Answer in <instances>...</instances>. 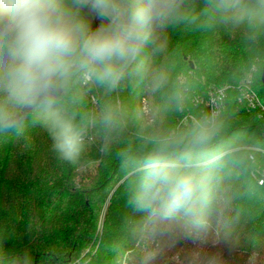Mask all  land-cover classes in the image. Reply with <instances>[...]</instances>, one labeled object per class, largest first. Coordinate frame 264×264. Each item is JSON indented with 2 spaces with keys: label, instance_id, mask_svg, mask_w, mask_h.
I'll return each mask as SVG.
<instances>
[{
  "label": "clouds",
  "instance_id": "9594fccd",
  "mask_svg": "<svg viewBox=\"0 0 264 264\" xmlns=\"http://www.w3.org/2000/svg\"><path fill=\"white\" fill-rule=\"evenodd\" d=\"M180 24L225 26L241 32L248 49L264 53V0H0V137L38 125L56 156L74 164L94 131L100 151H107L130 116L113 94L133 75L146 76L152 91L168 85L169 69L151 68L145 52L163 51L162 34ZM256 71L251 66L244 80ZM92 89L105 98L83 113ZM187 92L175 86L169 103L183 110ZM225 127L224 105L214 102L179 127L142 130L136 151L122 152L140 231L199 240L227 225L234 199L259 187L264 148L226 137ZM155 256L146 253L143 264ZM0 264H32V257L0 241Z\"/></svg>",
  "mask_w": 264,
  "mask_h": 264
},
{
  "label": "trees",
  "instance_id": "16d2710c",
  "mask_svg": "<svg viewBox=\"0 0 264 264\" xmlns=\"http://www.w3.org/2000/svg\"><path fill=\"white\" fill-rule=\"evenodd\" d=\"M98 21H94V26ZM163 51L146 49L151 68L169 69L168 85L158 91L148 87L146 76L133 75L118 95L130 112L119 142L100 151L95 136L74 164L52 151L47 132L29 126L21 136L0 137V241L10 250H26L32 264H264V178L262 184L233 200L226 226L190 241L180 235L153 237L139 229L141 214L128 204V175L122 152L136 151L138 134L154 127H179L183 115L202 110L193 103L212 87L231 86L225 104V135L264 148V114L248 111L237 101V86L255 65L250 83L264 106L260 74L264 53L248 49L243 35L225 26L196 28L180 24L161 36ZM191 65V66H190ZM177 85L186 86L183 110L168 97ZM105 98L102 89L90 90L80 111L92 112ZM147 101L153 125L140 112ZM94 163L91 170H82ZM103 215L102 222L99 218Z\"/></svg>",
  "mask_w": 264,
  "mask_h": 264
},
{
  "label": "built area",
  "instance_id": "2783aa9c",
  "mask_svg": "<svg viewBox=\"0 0 264 264\" xmlns=\"http://www.w3.org/2000/svg\"><path fill=\"white\" fill-rule=\"evenodd\" d=\"M231 89V86L224 85L220 87H212L204 96H197L193 99V103L201 107L202 110H209L214 106L215 103H223L224 109L226 104L227 93ZM237 101L243 104L248 111H254L259 113V115L264 114V106L259 99L257 93L252 88L250 82H243L237 86ZM142 109L145 114H147L146 102L142 100ZM191 115H183L179 121V124H186ZM262 181H259V185Z\"/></svg>",
  "mask_w": 264,
  "mask_h": 264
},
{
  "label": "rangeland",
  "instance_id": "374dc122",
  "mask_svg": "<svg viewBox=\"0 0 264 264\" xmlns=\"http://www.w3.org/2000/svg\"><path fill=\"white\" fill-rule=\"evenodd\" d=\"M142 100H141V104H140V109L139 110H140L141 114L144 116V118L146 120V124L148 126H152L153 125V119L150 116V112H149V107H148L147 101L144 99L145 102H146L147 110H148L147 111V114H145L143 112V109H142ZM94 165H95L94 163H86V164L83 165L82 170L83 171H85V170H91V169L94 168ZM102 218H103V215H101L100 218H99V224L102 222Z\"/></svg>",
  "mask_w": 264,
  "mask_h": 264
},
{
  "label": "water",
  "instance_id": "95a60500",
  "mask_svg": "<svg viewBox=\"0 0 264 264\" xmlns=\"http://www.w3.org/2000/svg\"><path fill=\"white\" fill-rule=\"evenodd\" d=\"M260 82H261V85H262V89L264 91V60H263V63H262V68H261Z\"/></svg>",
  "mask_w": 264,
  "mask_h": 264
}]
</instances>
